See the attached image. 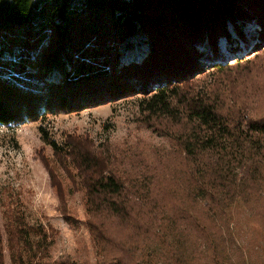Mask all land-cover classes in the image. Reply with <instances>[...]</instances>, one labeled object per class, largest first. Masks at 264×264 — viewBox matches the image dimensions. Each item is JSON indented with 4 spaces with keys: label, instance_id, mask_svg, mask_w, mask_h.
Returning <instances> with one entry per match:
<instances>
[{
    "label": "trees",
    "instance_id": "obj_1",
    "mask_svg": "<svg viewBox=\"0 0 264 264\" xmlns=\"http://www.w3.org/2000/svg\"><path fill=\"white\" fill-rule=\"evenodd\" d=\"M138 33L145 51L127 61ZM244 46L264 49V0H0V125L142 95L143 122H165L185 168L167 187L147 166L128 179L101 151L72 146L99 264H248L229 211L241 201L264 234V56L229 75L225 54ZM210 63L219 89L197 81ZM6 229L11 264H70L51 259L43 227Z\"/></svg>",
    "mask_w": 264,
    "mask_h": 264
},
{
    "label": "rangeland",
    "instance_id": "obj_2",
    "mask_svg": "<svg viewBox=\"0 0 264 264\" xmlns=\"http://www.w3.org/2000/svg\"><path fill=\"white\" fill-rule=\"evenodd\" d=\"M254 29L253 24L246 26L244 31H250L252 37L257 35ZM144 37V34H135L125 44L123 51L131 53L126 55L127 61L137 62L141 58L140 53L145 49L137 52L136 47L143 43ZM222 48L227 51L226 46ZM227 53V63L232 67L228 74L233 76L237 72L236 61L253 59L257 55L262 57L264 49L257 53L253 46L249 49L244 46L236 55ZM212 67L210 63L197 81L207 88L217 80L215 87L219 89L217 84L224 77L215 74ZM141 98L142 95H136L73 114H47L46 109H41L36 122L25 118L11 128L0 125V251L5 264H11L6 226L16 219L32 227H43L51 234L54 241L49 249L52 260L67 259L70 264H99L101 261L88 226L85 190L72 165V156L68 154L72 146L75 153L93 148L101 151L128 179L140 176V171L144 172L147 166L156 172L154 174L158 173L160 185L166 183L167 187H173L181 180L177 181L174 174L178 172L183 176L185 168L176 154L174 141L162 136L166 124L156 123L151 128L143 122L138 106ZM256 108L264 113V90L256 100ZM45 135L63 146L67 154H56L44 140ZM68 215L72 216V224L67 221ZM229 216L247 263L264 264V234L256 229L244 204L238 202ZM107 249L114 251L111 247Z\"/></svg>",
    "mask_w": 264,
    "mask_h": 264
},
{
    "label": "bare ground",
    "instance_id": "obj_3",
    "mask_svg": "<svg viewBox=\"0 0 264 264\" xmlns=\"http://www.w3.org/2000/svg\"><path fill=\"white\" fill-rule=\"evenodd\" d=\"M45 111V110H44ZM11 126H13V125H9V127H11Z\"/></svg>",
    "mask_w": 264,
    "mask_h": 264
},
{
    "label": "built area",
    "instance_id": "obj_4",
    "mask_svg": "<svg viewBox=\"0 0 264 264\" xmlns=\"http://www.w3.org/2000/svg\"><path fill=\"white\" fill-rule=\"evenodd\" d=\"M1 127H4L3 125H1ZM11 128V127H10Z\"/></svg>",
    "mask_w": 264,
    "mask_h": 264
}]
</instances>
